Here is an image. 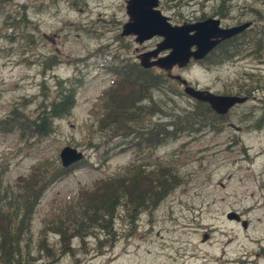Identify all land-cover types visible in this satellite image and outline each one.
I'll return each mask as SVG.
<instances>
[{
	"label": "rangeland",
	"instance_id": "rangeland-1",
	"mask_svg": "<svg viewBox=\"0 0 264 264\" xmlns=\"http://www.w3.org/2000/svg\"><path fill=\"white\" fill-rule=\"evenodd\" d=\"M125 1L0 0L2 184L14 187L39 161L61 164L59 152L66 145L85 154L84 162L51 183L36 204L30 264H264V122L252 126L264 113V49L258 54L245 49L221 63L208 58L191 61L171 71L218 94L255 87L246 102L228 113V122L239 130L227 124L218 132L204 128L181 133L155 148L139 143L138 132L127 138L111 136L108 128L99 131L95 124L106 112L108 91L103 92L117 79L111 69L121 61L138 63L137 53L161 40L155 36L137 44L133 36H121L128 19ZM220 4L221 0H160L159 7L174 24L211 16L224 26L251 21L252 40L263 31L264 45V0ZM67 79L77 81L76 105L70 115L55 121L53 133L22 139L17 130L5 131L13 124V108L33 119L42 105L56 98L57 82ZM149 97L141 103L148 109L155 105V112L142 123L147 127L173 122L195 103L173 79ZM130 164L146 171L158 164L172 167L176 186L155 205L137 212L135 227L120 205L111 245L104 242L106 232L92 230L84 242L73 238L72 251L61 254L59 236L47 232L43 238L54 257L37 252L44 221L73 202L80 188L120 174ZM231 211L247 220L246 228L227 218Z\"/></svg>",
	"mask_w": 264,
	"mask_h": 264
},
{
	"label": "trees",
	"instance_id": "trees-1",
	"mask_svg": "<svg viewBox=\"0 0 264 264\" xmlns=\"http://www.w3.org/2000/svg\"><path fill=\"white\" fill-rule=\"evenodd\" d=\"M223 4L224 0H221L220 5ZM250 28L222 41L206 58L213 63H221L245 49L258 54L259 50L264 49L263 36L260 35L263 31L253 41V34L248 32ZM250 45L253 46L249 47ZM111 72L117 79L103 92L104 95L108 91V95L104 105L106 112L102 118L98 116L96 119L99 131L108 128L111 136L121 135L123 138H127L132 132H138L142 140L139 143L155 148L169 139L177 138L181 133L198 132L204 128L218 132L223 129L224 124L229 123L228 114L219 115L207 103L194 100L192 107L178 113L176 120L170 121L168 125L156 123L150 127L142 126L145 116L155 112V105L152 104L148 109L141 103L150 98L152 90L172 79L162 71L156 72L154 68H142L135 61H121ZM76 85L77 81L74 79L58 81L56 98L42 105L33 119L20 116L17 108H13L9 119L13 124L5 131L17 130L22 139L50 135L55 131V121L70 115L75 107ZM251 88L242 90L241 87V92L237 94L249 95L255 89ZM263 122L264 113L252 122V126L258 128ZM80 162L84 161L62 167L57 161H39L28 175L18 178L14 187L4 186L0 178V264H30L34 260L31 256V224L36 204L51 183ZM172 169L165 164H158L154 169L146 171L142 165L130 164L120 174L100 178L91 187L80 188L73 202L54 212V219L43 222L45 226L37 240V252L47 251V256L54 257L53 249L50 247V250L43 238L47 232L59 236L61 254L72 251L73 238L84 242L92 230L106 232L109 237L104 234V242L111 245L115 239L114 220L117 218V208L120 205L124 207L125 216L130 218L129 222L135 227L137 212L155 205L176 186Z\"/></svg>",
	"mask_w": 264,
	"mask_h": 264
},
{
	"label": "water",
	"instance_id": "water-1",
	"mask_svg": "<svg viewBox=\"0 0 264 264\" xmlns=\"http://www.w3.org/2000/svg\"><path fill=\"white\" fill-rule=\"evenodd\" d=\"M125 2L128 19L121 27V36L132 35L138 44L153 36L162 37L155 48L136 55L141 67H157L166 70L169 77L181 83L186 95L209 104L211 109L219 115L227 114L234 106L249 99L246 95L218 94L209 89L196 87L181 75L172 74L171 70L174 66L185 67L191 59H203L220 42L251 27V21L221 26V20L213 16L195 22L172 24L169 17L162 13L159 0H126ZM164 50L168 52L159 55ZM228 125L239 130L234 123H228ZM84 155V151L70 145L62 147L59 152L62 167H69L82 160ZM226 216L228 219L240 220V215L235 211L228 212ZM241 225L246 228L247 220H242Z\"/></svg>",
	"mask_w": 264,
	"mask_h": 264
},
{
	"label": "flooded vegetation",
	"instance_id": "flooded-vegetation-1",
	"mask_svg": "<svg viewBox=\"0 0 264 264\" xmlns=\"http://www.w3.org/2000/svg\"><path fill=\"white\" fill-rule=\"evenodd\" d=\"M157 43H158V42H157ZM157 43H156V44H157ZM156 44H155V46H156ZM152 49H153V48H152ZM160 53H161V52H160ZM162 54H165V53L162 52ZM153 68H154V69H157V68H155V67H153ZM157 70H158V71H162L163 73H165L166 75H168L167 72L164 71V70H161V69H157Z\"/></svg>",
	"mask_w": 264,
	"mask_h": 264
}]
</instances>
